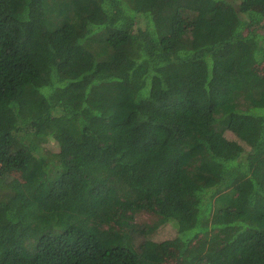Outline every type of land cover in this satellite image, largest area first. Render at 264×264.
I'll return each instance as SVG.
<instances>
[{
	"label": "trees",
	"instance_id": "obj_1",
	"mask_svg": "<svg viewBox=\"0 0 264 264\" xmlns=\"http://www.w3.org/2000/svg\"><path fill=\"white\" fill-rule=\"evenodd\" d=\"M262 59L264 0H0V264H264Z\"/></svg>",
	"mask_w": 264,
	"mask_h": 264
},
{
	"label": "rangeland",
	"instance_id": "obj_2",
	"mask_svg": "<svg viewBox=\"0 0 264 264\" xmlns=\"http://www.w3.org/2000/svg\"><path fill=\"white\" fill-rule=\"evenodd\" d=\"M257 71L261 74H264V59H262L259 64L257 65ZM228 137H233L231 133H227ZM45 147L51 151H56L57 146L53 141H48L46 144H44ZM152 215H149L147 213H143L137 216V222L144 224L151 222L153 220ZM175 235V229L172 227L171 224H164L157 228L154 232H151L147 237L152 239L153 241H161L164 239L172 238ZM163 264H179V261L176 257V251L171 249V251H168L166 254V260Z\"/></svg>",
	"mask_w": 264,
	"mask_h": 264
}]
</instances>
